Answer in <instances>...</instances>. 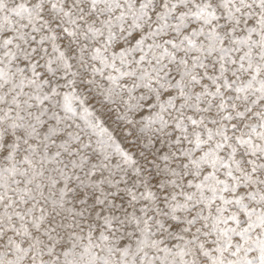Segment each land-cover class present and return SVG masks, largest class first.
<instances>
[{
	"label": "snow or ice",
	"instance_id": "snow-or-ice-1",
	"mask_svg": "<svg viewBox=\"0 0 264 264\" xmlns=\"http://www.w3.org/2000/svg\"><path fill=\"white\" fill-rule=\"evenodd\" d=\"M0 264H264V0H0Z\"/></svg>",
	"mask_w": 264,
	"mask_h": 264
}]
</instances>
